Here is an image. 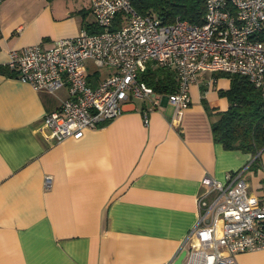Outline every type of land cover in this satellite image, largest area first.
<instances>
[{
	"label": "crops",
	"instance_id": "1",
	"mask_svg": "<svg viewBox=\"0 0 264 264\" xmlns=\"http://www.w3.org/2000/svg\"><path fill=\"white\" fill-rule=\"evenodd\" d=\"M80 28H96L90 0H1L0 65L10 48L47 47ZM86 61L95 84L106 73H90L93 63ZM5 70L0 264H168L203 210L197 206L203 178L223 181L246 167L249 191L264 194V149L253 156L213 137L212 123L229 106L221 94L230 87L227 74L199 73L178 119L164 95L158 103L130 97L115 118L79 138L50 142L41 121L67 87L35 90ZM234 257L237 264H264V249Z\"/></svg>",
	"mask_w": 264,
	"mask_h": 264
},
{
	"label": "built area",
	"instance_id": "2",
	"mask_svg": "<svg viewBox=\"0 0 264 264\" xmlns=\"http://www.w3.org/2000/svg\"><path fill=\"white\" fill-rule=\"evenodd\" d=\"M204 3L203 22L194 24L162 23L139 13L130 0H90L96 31L80 28L47 47L10 48L0 69L35 90L54 93L67 87V96L41 121L50 142L79 138L84 129L115 118L130 97L158 103L163 95L139 78L148 65L175 72L176 89L164 95L174 119L189 107V88L201 72L244 75L264 96V0ZM117 15L121 21L115 26ZM88 59L107 69L95 84L88 80ZM245 168L228 172L223 181L203 178L205 189L197 197L203 210L181 244L180 264H237L235 253L264 249V194L249 191ZM50 182L45 175V187Z\"/></svg>",
	"mask_w": 264,
	"mask_h": 264
},
{
	"label": "trees",
	"instance_id": "3",
	"mask_svg": "<svg viewBox=\"0 0 264 264\" xmlns=\"http://www.w3.org/2000/svg\"><path fill=\"white\" fill-rule=\"evenodd\" d=\"M130 1L139 13L151 14L162 23L183 19L200 24L204 19V0ZM120 21V15H117L114 25H120ZM96 30L97 28L91 32ZM1 71L8 73L4 68ZM224 76L229 77L231 81L230 87L221 91V94L227 97L229 106L221 113L219 119L212 123L213 137L225 149H236L255 156L264 149V96L246 76ZM139 78L162 95L172 93L176 89L175 72L168 67L148 65L139 72Z\"/></svg>",
	"mask_w": 264,
	"mask_h": 264
},
{
	"label": "rangeland",
	"instance_id": "4",
	"mask_svg": "<svg viewBox=\"0 0 264 264\" xmlns=\"http://www.w3.org/2000/svg\"><path fill=\"white\" fill-rule=\"evenodd\" d=\"M86 64L87 65H89V64H91L90 63V60H87L86 61ZM97 69L98 70V72H99V74H103V73H106L107 72V69H106V67H94L93 65H90L89 67H88V71L90 72V73H92L93 71H95V70Z\"/></svg>",
	"mask_w": 264,
	"mask_h": 264
},
{
	"label": "water",
	"instance_id": "5",
	"mask_svg": "<svg viewBox=\"0 0 264 264\" xmlns=\"http://www.w3.org/2000/svg\"><path fill=\"white\" fill-rule=\"evenodd\" d=\"M185 255V250H182L179 255L176 257V259L174 260L173 264H180L183 257Z\"/></svg>",
	"mask_w": 264,
	"mask_h": 264
}]
</instances>
